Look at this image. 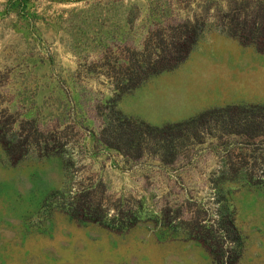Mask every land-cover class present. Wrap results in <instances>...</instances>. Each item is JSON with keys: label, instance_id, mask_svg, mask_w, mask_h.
<instances>
[{"label": "rangeland", "instance_id": "rangeland-1", "mask_svg": "<svg viewBox=\"0 0 264 264\" xmlns=\"http://www.w3.org/2000/svg\"><path fill=\"white\" fill-rule=\"evenodd\" d=\"M261 11L264 0H0V131L18 137L0 143V264H264V122L247 132L240 114L264 106L252 101L264 100V54L224 34ZM187 25L200 29L187 59L116 108L153 126L230 118L208 117L169 164L101 145L125 69ZM83 189L135 224L71 220L64 198Z\"/></svg>", "mask_w": 264, "mask_h": 264}, {"label": "trees", "instance_id": "trees-1", "mask_svg": "<svg viewBox=\"0 0 264 264\" xmlns=\"http://www.w3.org/2000/svg\"><path fill=\"white\" fill-rule=\"evenodd\" d=\"M258 13L260 18L257 19L260 24L251 27L249 31H245L247 26L244 23L240 29L236 30V27L230 32H224V34L238 41L240 45L252 46L255 51L264 54V11ZM199 30L195 25L184 26L177 35L169 37L165 44L160 45L158 54L153 60L136 68L125 69L126 77L115 85V95L108 100V106L105 107L108 113L98 135V141L101 145L115 149L124 157L132 159L141 158V156L152 151L157 154L160 162L169 164L175 160L179 150L184 147L186 141L191 138L190 136L201 129L208 117L222 114L223 117L230 118L231 115H225L229 110L228 108L213 109L182 122L153 126L138 118L125 115L116 108V103L123 95L138 89L152 77L177 69L196 46L198 38H200ZM245 33L247 36H243ZM249 108L256 111L240 113L249 116V121L244 119L245 124L243 125L247 132L251 129L248 125L264 122V106L254 105ZM247 123L248 125L245 126ZM17 139L15 133L3 131L1 134L0 131V143L4 147V151L8 152L14 149ZM245 182L249 183L247 180ZM93 194H95L93 190L83 189L73 192L72 196L65 197L64 211L66 215L71 220L86 224L97 223L116 232L128 230L135 224L138 219L137 212L133 213L132 219L123 215L121 210L109 215L107 210L102 209L100 204L93 199Z\"/></svg>", "mask_w": 264, "mask_h": 264}, {"label": "crops", "instance_id": "crops-1", "mask_svg": "<svg viewBox=\"0 0 264 264\" xmlns=\"http://www.w3.org/2000/svg\"><path fill=\"white\" fill-rule=\"evenodd\" d=\"M252 101H254V103H262V104H264V100L263 99H260V100H252Z\"/></svg>", "mask_w": 264, "mask_h": 264}]
</instances>
